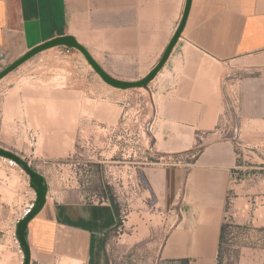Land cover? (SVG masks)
<instances>
[{
  "label": "crops",
  "instance_id": "crops-1",
  "mask_svg": "<svg viewBox=\"0 0 264 264\" xmlns=\"http://www.w3.org/2000/svg\"><path fill=\"white\" fill-rule=\"evenodd\" d=\"M187 2L0 0V61L7 52L23 57L47 42L72 37L108 76L140 83L165 56L184 19ZM49 51L39 64L47 59L56 68L68 71L71 67L76 73L65 86L53 87L64 90L56 105L87 106L85 95L90 89L96 90L98 101L116 106L134 95L135 104L145 101L138 116L151 123L149 137L154 147L165 155L184 156L196 142L205 140L204 132L215 129L234 84V71L248 76L242 80L243 93L254 83L249 75L264 79V0H192L180 38L146 88L110 86L78 49L62 45ZM129 90L138 91L123 93ZM71 111L64 114L72 116ZM194 157L177 166L151 164L145 168L151 226L145 224L144 237L135 244L144 243L145 248L160 252L155 259L134 257L129 264H220L225 205L231 190L236 200L251 205L245 222L264 227V190L257 186L252 192L249 171L236 172L234 145L215 143ZM57 166L61 167L53 164L52 169L59 174ZM65 167L70 169L66 182L46 178V204L28 224L30 264H111L108 250L111 234L120 230V211L75 178L73 161ZM255 177L260 180L263 175ZM26 184L31 190L30 179ZM29 189L23 192L29 197L27 202L12 218L36 199ZM5 206L9 208L0 203V264H24L17 239L10 243L2 235L9 221ZM134 220L136 217L130 222ZM14 228L16 234V222ZM139 234L136 230L129 237ZM119 235L121 240L124 235ZM260 252L256 260L250 262L242 256L236 264H264V250Z\"/></svg>",
  "mask_w": 264,
  "mask_h": 264
},
{
  "label": "rangeland",
  "instance_id": "rangeland-1",
  "mask_svg": "<svg viewBox=\"0 0 264 264\" xmlns=\"http://www.w3.org/2000/svg\"><path fill=\"white\" fill-rule=\"evenodd\" d=\"M50 52L45 50L37 54L0 80V149L22 156L25 161L32 162L31 167L44 174L45 178L62 183L66 182L70 175V169L65 166L73 161L76 165L75 178L82 180L90 192H98L120 211V230L111 234L110 239V263L129 264L130 259L134 257L157 258L159 250L145 248L144 243L135 244L136 240L144 237L145 224L151 226L150 215L146 212L150 203L147 204L145 200L149 193L146 190L144 170L151 164H158L161 157L169 156L154 147L149 137L151 123L148 120H140L138 116L140 110L145 107V101L141 99L142 102L135 104V97L131 95L124 99L122 105H111L102 100L98 101L96 90L90 89L89 94L85 95L87 106L56 105L59 93L64 90H55L53 87L65 86L67 81L75 78L76 73H73L75 69L72 71L71 67L68 71L66 68H56L52 61L48 62L47 59L39 64L40 57L49 55ZM20 58L7 52L0 61V73ZM258 76L249 75L255 80L243 93L242 80L248 76L234 71L233 87L226 94V98L230 96L232 99L229 101L230 105L224 106L221 113L223 114L226 108L233 119L241 121L243 144L253 148L245 150L243 154L244 161L256 167L249 169V185L254 188L252 192L257 191V186L264 190V182L260 181L264 180V79L260 77L256 80ZM137 91L129 90L123 93L130 95ZM106 96L110 97V94L106 93ZM149 106L151 109L152 106ZM70 109L72 116H66L65 110ZM64 118L72 119L58 120ZM213 131H207L203 135L205 140L196 142L190 151L184 153L187 163L193 161L194 156H197L203 147L223 143L211 135ZM33 133L35 136L31 137ZM234 148L236 158L239 151L236 146ZM44 161L47 164H43ZM79 163H83V166ZM53 164H60L61 167L57 166L59 174L52 169ZM257 173L263 175L260 180L255 177ZM0 177L3 182L0 187V203L9 205V208L4 207V210L7 209L9 221L3 226L2 235L10 243H14L15 222L23 209L19 210L20 214L18 215V212L16 218L12 217L17 208L29 198L23 195V192L29 189L26 184L29 177L19 171H7L3 167H0ZM130 177L136 185H140V193L134 200H130L127 195ZM123 185L125 195L123 198L120 195L122 199L119 202L115 196L119 191L122 192ZM238 189L240 191V188ZM31 190L29 189V192L34 196L35 192ZM31 202L29 201V204ZM251 209L246 200L235 199L234 204L226 201L225 231L221 249V261L224 264H236L242 256L251 262L264 250V244L259 243L251 234L254 233V224L245 222ZM256 214L261 215V212ZM132 217L137 220L130 222ZM135 223L137 226L132 227ZM133 228H137L140 234L130 238V233L136 231L132 230ZM120 233L124 235L121 240L118 239ZM18 247L23 257L19 244Z\"/></svg>",
  "mask_w": 264,
  "mask_h": 264
},
{
  "label": "water",
  "instance_id": "water-1",
  "mask_svg": "<svg viewBox=\"0 0 264 264\" xmlns=\"http://www.w3.org/2000/svg\"><path fill=\"white\" fill-rule=\"evenodd\" d=\"M192 0H188L187 7L184 15V19L174 36L173 40L171 41L169 48L163 57L162 61L159 63V65L154 69V71L143 81L140 83H124L117 81L113 79L112 77L108 76L104 71L92 60V58L88 55V53L72 38V37H64V38H58L53 41L47 42L43 45H40L28 53H26L23 57H21L19 60H17L15 63H13L11 66H9L7 69H5L3 72L0 73V80L3 79L5 76H7L12 71L16 70L18 67H20L22 64L36 56L37 54L49 50L51 48L57 47V46H66L67 48H75L80 50L87 58L91 66L94 68V70L101 76V78L110 86L119 88V89H129V88H146L148 84L155 79L159 71L162 69L164 64L166 63L169 55L171 54L174 46L176 45L178 39L180 38V35L184 29L186 19L190 10ZM0 156L10 158L15 160L18 165L26 172L27 176L30 179V187L36 194V201L34 209L31 211V213L22 219L18 225H17V231H16V239L21 247V250L24 254V264H30V249L27 243V229L28 224L30 221L43 209V207L46 204V198L49 191L48 182L46 178L33 169L26 161L22 160L18 155L8 152L5 150L0 149Z\"/></svg>",
  "mask_w": 264,
  "mask_h": 264
},
{
  "label": "built area",
  "instance_id": "built-area-1",
  "mask_svg": "<svg viewBox=\"0 0 264 264\" xmlns=\"http://www.w3.org/2000/svg\"><path fill=\"white\" fill-rule=\"evenodd\" d=\"M230 98V99H228ZM228 98L225 99V107H228L230 104H229V101H231V97L228 96ZM230 111L228 109L225 108V111L223 114H221L220 118H219V121L214 129V131L212 132V136H216L221 142H224V143H228V144H233L234 146H236L237 148V151H239L237 154H236V163H237V166H236V172H242V171H249V169H256V167H252L250 166L248 163H246V161H244V152L245 150H253L252 147H250L249 145H245L243 144V127H242V123L241 121H238V120H235L233 119L231 116H230ZM206 132L203 133V135L205 134ZM34 133L31 134V137H34ZM152 151V149H151ZM22 160L25 161V158L19 156ZM165 161V162H164ZM185 161V158L183 155L181 156H169V158H166V157H161L159 159V163L158 164H162L164 166H177L179 164H182L183 162ZM29 165L30 163L28 161H26ZM31 166V165H30ZM0 167H3V168H6V169H19V171L21 173H23L24 175L25 174V171L18 165V163L13 160V159H10V158H6V157H3V156H0ZM238 180H241V177L238 176ZM130 187H129V198L130 200H134L136 198H138V195H139V191H140V185H136V183L134 181H132V177H130ZM0 183H1V179H0ZM120 182H118V186H120ZM125 186L123 185V190L122 192L119 191L117 193V195L115 196L117 198V200L120 202L121 199L124 197L125 195ZM122 195V198L121 196ZM234 190H231L229 193H228V196H227V201L230 203V204H234ZM104 198V197H103ZM103 201H108V200H105L102 199ZM35 201H32L30 204H28L25 209L23 211H25L23 217L22 216V213L17 217V220H16V225H18V223L24 219L25 217H27L31 211L34 209V206H35ZM253 224V223H252ZM253 232H251L252 236L253 237H256V240L259 242V243H263L264 244V227H260V226H257V225H254L253 226ZM16 236V234H15Z\"/></svg>",
  "mask_w": 264,
  "mask_h": 264
},
{
  "label": "trees",
  "instance_id": "trees-1",
  "mask_svg": "<svg viewBox=\"0 0 264 264\" xmlns=\"http://www.w3.org/2000/svg\"><path fill=\"white\" fill-rule=\"evenodd\" d=\"M224 231H225V227L223 226V236H222V239L224 238ZM219 263H220V264H224V263L221 261V250H220V255H219Z\"/></svg>",
  "mask_w": 264,
  "mask_h": 264
},
{
  "label": "bare ground",
  "instance_id": "bare-ground-1",
  "mask_svg": "<svg viewBox=\"0 0 264 264\" xmlns=\"http://www.w3.org/2000/svg\"><path fill=\"white\" fill-rule=\"evenodd\" d=\"M24 213H25V211H23V213H22V216H21V217H23ZM134 221H135V220H134ZM20 248H21V247H20Z\"/></svg>",
  "mask_w": 264,
  "mask_h": 264
}]
</instances>
